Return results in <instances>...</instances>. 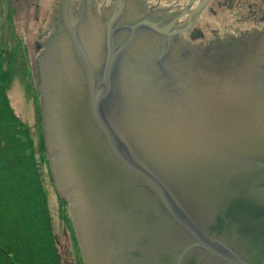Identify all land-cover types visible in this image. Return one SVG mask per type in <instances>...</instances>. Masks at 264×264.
<instances>
[{
	"label": "water",
	"instance_id": "1",
	"mask_svg": "<svg viewBox=\"0 0 264 264\" xmlns=\"http://www.w3.org/2000/svg\"><path fill=\"white\" fill-rule=\"evenodd\" d=\"M60 9L37 88L85 264H264V30L193 48Z\"/></svg>",
	"mask_w": 264,
	"mask_h": 264
},
{
	"label": "trees",
	"instance_id": "2",
	"mask_svg": "<svg viewBox=\"0 0 264 264\" xmlns=\"http://www.w3.org/2000/svg\"><path fill=\"white\" fill-rule=\"evenodd\" d=\"M5 51L0 24V264H64L37 148L8 95L11 61ZM40 145L44 151V139Z\"/></svg>",
	"mask_w": 264,
	"mask_h": 264
},
{
	"label": "rangeland",
	"instance_id": "3",
	"mask_svg": "<svg viewBox=\"0 0 264 264\" xmlns=\"http://www.w3.org/2000/svg\"><path fill=\"white\" fill-rule=\"evenodd\" d=\"M49 7L51 13H55L59 9V3L54 5L51 0H0V24L5 41V54L11 61L7 62L12 77L8 95L15 112L30 128L31 138L37 148L36 160L64 264H85L69 207L56 193L45 146L44 151H40L44 137L41 96L37 88L40 83L38 58L42 53L43 43L50 36L52 26L57 21L44 17Z\"/></svg>",
	"mask_w": 264,
	"mask_h": 264
},
{
	"label": "flooded vegetation",
	"instance_id": "4",
	"mask_svg": "<svg viewBox=\"0 0 264 264\" xmlns=\"http://www.w3.org/2000/svg\"><path fill=\"white\" fill-rule=\"evenodd\" d=\"M55 5L60 0H51ZM72 14L107 19L117 9L118 20L151 19L169 26L179 40L194 47L264 30V0H69ZM123 6H119V2ZM36 5V3H35ZM39 5V4H37ZM44 17L56 19L50 34L61 19L60 9ZM38 19L40 17L36 14ZM49 34V35H50ZM48 35V36H49Z\"/></svg>",
	"mask_w": 264,
	"mask_h": 264
}]
</instances>
